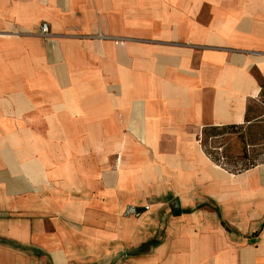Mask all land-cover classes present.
Wrapping results in <instances>:
<instances>
[{"label":"crops","instance_id":"0c3cea01","mask_svg":"<svg viewBox=\"0 0 264 264\" xmlns=\"http://www.w3.org/2000/svg\"><path fill=\"white\" fill-rule=\"evenodd\" d=\"M263 94L264 0H0V264H264Z\"/></svg>","mask_w":264,"mask_h":264},{"label":"trees","instance_id":"16d2710c","mask_svg":"<svg viewBox=\"0 0 264 264\" xmlns=\"http://www.w3.org/2000/svg\"><path fill=\"white\" fill-rule=\"evenodd\" d=\"M260 123L250 118V105L247 110V120L240 125L212 126L203 130L202 147L205 153L213 162L222 166L231 173H241L260 164H264V159L260 158L258 150ZM225 138L227 144L221 157L209 150L205 144L207 139ZM232 143L237 146L235 152L231 153ZM231 145V146H230Z\"/></svg>","mask_w":264,"mask_h":264},{"label":"rangeland","instance_id":"374dc122","mask_svg":"<svg viewBox=\"0 0 264 264\" xmlns=\"http://www.w3.org/2000/svg\"><path fill=\"white\" fill-rule=\"evenodd\" d=\"M250 118L255 122L258 121L260 123V135L258 137V150L261 153L260 158L264 159V94L259 102L252 103L250 105ZM204 130V129H203ZM203 130H200L199 133V141L202 144L203 139ZM207 148L214 152L217 156L221 157L223 150L225 148V144L227 141L225 138L217 137L212 139H207L205 142ZM231 146V145H230ZM237 146H234L232 143L231 153L235 152Z\"/></svg>","mask_w":264,"mask_h":264},{"label":"built area","instance_id":"2783aa9c","mask_svg":"<svg viewBox=\"0 0 264 264\" xmlns=\"http://www.w3.org/2000/svg\"><path fill=\"white\" fill-rule=\"evenodd\" d=\"M50 34V27L49 24L47 22H44L39 29V35L42 37L47 38ZM97 39L99 40H104L107 39L105 36H103L101 33H99L98 35L95 36ZM115 44L117 45H123L124 44V40H114Z\"/></svg>","mask_w":264,"mask_h":264}]
</instances>
